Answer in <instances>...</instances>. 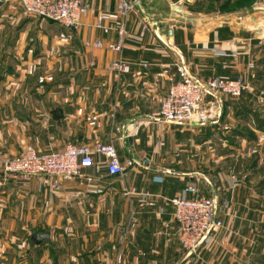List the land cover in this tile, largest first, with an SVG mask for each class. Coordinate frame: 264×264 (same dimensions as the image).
<instances>
[{
    "label": "crops",
    "instance_id": "obj_1",
    "mask_svg": "<svg viewBox=\"0 0 264 264\" xmlns=\"http://www.w3.org/2000/svg\"><path fill=\"white\" fill-rule=\"evenodd\" d=\"M205 1L135 0L114 51L107 45L123 21L117 0H83L78 30L0 0V264H176L186 251L168 199L196 193L217 196L222 224L181 264H264V170L237 179L239 170L218 165L237 141L245 155H264V38L240 26L247 6ZM174 4L182 8L177 18L169 17ZM94 40L103 46L84 44ZM114 59L131 63L130 72L109 70ZM179 60L200 80L240 76L250 89L222 96L214 121L155 117L179 78ZM110 141L123 176L109 175L101 155L69 178L3 172V161L28 145L49 151ZM43 231L48 238L31 241Z\"/></svg>",
    "mask_w": 264,
    "mask_h": 264
},
{
    "label": "built area",
    "instance_id": "obj_2",
    "mask_svg": "<svg viewBox=\"0 0 264 264\" xmlns=\"http://www.w3.org/2000/svg\"><path fill=\"white\" fill-rule=\"evenodd\" d=\"M195 0H178L180 3H191ZM24 12L28 15L40 17L59 23L71 30H78L81 26V17L87 7L83 0H17ZM135 9L134 0H117V11L122 23L116 29L117 40L107 47L120 51L126 37L125 20L129 12ZM104 32L108 27L97 23ZM143 25V30L145 29ZM86 46L102 47L99 40L85 41ZM147 67V63L142 64ZM108 69L117 73H129L131 63L122 59H114ZM178 80L169 86L166 94L161 98L155 117L174 123H206L216 120L222 113V96L232 99L238 98L242 92L250 89L249 83L242 77H210L200 80L194 77L184 61L175 64ZM95 155L103 157L100 164L104 165L109 175L123 176L125 165L121 164L117 151L112 143L97 142L93 145L68 143L57 150L40 151L26 146L18 155L3 161L4 175H14L27 180L35 175H48L55 178H69L80 175L81 169L93 166ZM132 164V160L127 162ZM189 191L195 189L188 187ZM125 195L135 193L134 188H123ZM173 207V217L177 223L178 239L185 251H196L199 242L208 227L220 226L222 223L214 216V203L217 196H203L194 194L192 197H172L168 199ZM211 228V229H212Z\"/></svg>",
    "mask_w": 264,
    "mask_h": 264
},
{
    "label": "rangeland",
    "instance_id": "obj_3",
    "mask_svg": "<svg viewBox=\"0 0 264 264\" xmlns=\"http://www.w3.org/2000/svg\"><path fill=\"white\" fill-rule=\"evenodd\" d=\"M196 1L197 0H195V2ZM211 2H215V0H206L203 4L206 7H209V6H211V4H214V3H211ZM221 2H224V0H222ZM230 2L233 3L232 7H234L235 6L234 1H230ZM247 2H249V3L251 2L250 3V6H247L246 7L247 10H249L248 11L249 13L246 12V10H243V12H241L243 14L242 16H245V18H247V19H243V20L241 19V22L242 23H240L241 24L240 26H243V27H247L248 28L249 27V24L248 23H250V21L252 19H255V20H257V19L258 20L264 19V0H253V1L247 0ZM216 6H218V4H216ZM256 9H258V10H256ZM254 11H256L257 13L254 12ZM26 15L29 16V17H33V18H40V17L31 16V15H28V14H26ZM238 21H239V19H238ZM258 28L257 27L256 28L255 27H252L251 29H258ZM258 35H260L259 38H264L263 31H261V33L258 34ZM221 131H222V129H221ZM204 135H207V132L206 131L204 132V130H202L201 131V136H204ZM235 146H237L236 147L237 150H236V152H235L234 155L230 156V158H229L230 160H227L226 159L227 161L225 163H223V161L218 163V165H221L222 166V169H223V165H226V168L228 167L229 170H232L233 169L234 172H237L239 170L240 172L238 171L235 174V176H236L237 179H239L238 178L239 175H243V173H245V172H243V170H246L247 171V169L248 170L255 169L258 166L261 167V168H263V170H264V155H245L244 153L246 152L247 149L244 146L243 147L239 146L238 141L235 143ZM220 171H222V170H220ZM247 176H248V178L251 177L249 174ZM251 179L253 180V182H255V179H257V177H254L253 176V177H251ZM254 186L256 187V185H254ZM254 186H253V188H254ZM263 195H264V193H263Z\"/></svg>",
    "mask_w": 264,
    "mask_h": 264
},
{
    "label": "water",
    "instance_id": "obj_4",
    "mask_svg": "<svg viewBox=\"0 0 264 264\" xmlns=\"http://www.w3.org/2000/svg\"><path fill=\"white\" fill-rule=\"evenodd\" d=\"M135 1V0H134ZM182 12V8L179 4H174L171 6L170 8V13H169V17L171 18H177L179 17V14ZM253 18V17H252ZM159 26H163V23H159ZM168 33L171 35L172 31L169 30ZM256 34H260L261 30L260 29H256L255 31ZM171 122V121H169ZM147 162V161H146ZM216 213H217V202L215 201L214 203V216H213V220L216 218ZM212 228V225H210L206 231V233L204 234V236L202 237V239L200 240L199 244L205 239V237L209 234L210 230ZM49 233L46 231L43 232H38V233H33L30 237L32 242H40L41 240H43L44 238H48ZM193 249H190L188 251H186V253L178 260V262L176 264H181L185 259H187L192 253H193Z\"/></svg>",
    "mask_w": 264,
    "mask_h": 264
},
{
    "label": "trees",
    "instance_id": "obj_5",
    "mask_svg": "<svg viewBox=\"0 0 264 264\" xmlns=\"http://www.w3.org/2000/svg\"><path fill=\"white\" fill-rule=\"evenodd\" d=\"M250 1H253V0H250ZM216 2H218V1H216ZM211 3H214V2H211ZM250 3L247 2V0H234L235 6L232 7L233 3H231L229 0H226V1L222 2L219 5V7L222 8V9H225L227 7H230V8H240V7H244V6H250Z\"/></svg>",
    "mask_w": 264,
    "mask_h": 264
},
{
    "label": "bare ground",
    "instance_id": "obj_6",
    "mask_svg": "<svg viewBox=\"0 0 264 264\" xmlns=\"http://www.w3.org/2000/svg\"><path fill=\"white\" fill-rule=\"evenodd\" d=\"M249 24V27H259L258 29H261V31H263V34H264V19H260V20H255V19H252L251 21H250V23H248ZM253 25V26H252Z\"/></svg>",
    "mask_w": 264,
    "mask_h": 264
}]
</instances>
